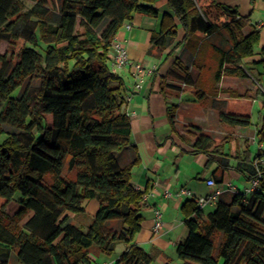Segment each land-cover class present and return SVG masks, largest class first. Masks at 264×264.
Instances as JSON below:
<instances>
[{"label":"trees","instance_id":"16d2710c","mask_svg":"<svg viewBox=\"0 0 264 264\" xmlns=\"http://www.w3.org/2000/svg\"><path fill=\"white\" fill-rule=\"evenodd\" d=\"M59 2L52 8L49 0H0V44L8 45L0 53V135H5L0 143V264H9L13 251L20 264H95L93 247L112 255L118 244L125 249L115 264H152L155 255L135 241L148 204V190L131 183L139 159L122 166L116 156L132 145V127L122 109L123 81L109 60L127 21L159 10L155 0ZM168 5L173 15L164 14L151 45L164 51L181 25L184 37L178 44L193 56L191 64L175 61L186 85H195L191 68H207L210 48L217 63L215 82L252 75L261 83L247 62L264 74V49H258V29L244 32L247 17L217 0H168ZM220 31L227 33L230 48L212 42ZM229 93L221 122L249 126L250 117L236 113L235 99L241 95ZM195 95L198 100L206 96L203 91ZM177 108L168 106L176 134ZM199 132L188 127L180 137L196 138L188 139L191 153H208L211 162L217 161L211 153L220 152V145ZM259 135L264 140V125ZM261 156L258 152L247 162L254 165ZM17 193L20 208L10 215L5 208ZM93 199L99 208L89 224L73 223L69 214H83L84 201ZM182 214L189 233L177 245L181 264H264V176L259 189L250 194L238 189L231 201L220 198L209 213L187 199Z\"/></svg>","mask_w":264,"mask_h":264},{"label":"crops","instance_id":"0c3cea01","mask_svg":"<svg viewBox=\"0 0 264 264\" xmlns=\"http://www.w3.org/2000/svg\"><path fill=\"white\" fill-rule=\"evenodd\" d=\"M59 1L49 0V5L55 8L59 6ZM217 1L237 10L238 17H247L248 25L244 32L258 29L260 31L258 49H264V0ZM153 5L159 10L157 15L134 14L116 36L126 44L131 63L114 72L123 81L122 109L128 113L132 127V145L125 147L116 156L122 166L128 165L136 158L139 159V163L133 169L131 183L135 188L147 189L150 192L148 204L142 211L144 217L142 228L136 234L135 241L155 255L152 264H181L177 257V245L189 233L184 222L182 205L187 199L192 198L186 195L177 196L176 192L185 187L196 196H207L215 190L214 186L207 184L211 177L223 187L229 181L242 191L249 187L251 180L247 177L252 174L255 167L247 162V158L254 159L258 152L264 154V140L261 141L259 135L264 125L262 108L264 74L263 69L256 65L253 74L261 78V83L252 75L246 78L222 76L219 82H215L214 70L217 63L212 57L210 60L214 61V66L208 63L207 68L201 71L196 68L190 69V78L195 85L188 83L184 87L183 78L180 77V71H177L175 64L177 58L185 64H191L193 59L191 51L183 44H178L184 37V30L178 25L177 38L164 51L160 52L153 48L151 45L153 32L161 29L166 12L173 15L168 0H155ZM175 21L178 24V20ZM127 25L131 27L128 28ZM7 47V43L2 42L0 53L5 52ZM259 57L260 55L255 56ZM134 62H140L144 68V81L138 90L132 89L135 82V68L132 65ZM258 89L262 93H259ZM226 90L239 92L241 95L235 99L239 103L236 113L249 116L251 119L249 126H231L221 122L220 112L225 108V101L230 98V93ZM195 91H203L206 96L198 100ZM129 95L131 100L127 99ZM172 104L178 105L175 119L178 134L172 131L168 120V106ZM255 109L260 117L258 122L252 118ZM193 126L199 127V133L210 136L220 145V152L211 153L217 157V161L211 162L208 153H191L193 148L188 139L194 142L196 138L188 136L183 140L180 137V134L186 133L188 127ZM221 162L227 166L224 167ZM165 190L171 191L173 195L166 196ZM226 191L230 190L221 193L217 201L227 193ZM216 203L206 204L202 209L206 213L212 212ZM83 205L85 212L81 216H75L73 213L69 216L73 223L76 220V224L86 227L81 220L89 223L96 214L99 202L85 200ZM155 207H160L163 213V226L159 232L153 230ZM19 208V204L8 203L5 209L7 213L13 215ZM118 247H121L119 252ZM124 249L123 244H118L116 251L112 255H107L95 247L91 249L90 255L95 264H115ZM9 264H20L14 251L11 253Z\"/></svg>","mask_w":264,"mask_h":264},{"label":"built area","instance_id":"2783aa9c","mask_svg":"<svg viewBox=\"0 0 264 264\" xmlns=\"http://www.w3.org/2000/svg\"><path fill=\"white\" fill-rule=\"evenodd\" d=\"M264 23V19H263ZM128 28H130V25H127ZM112 51H111V62H110V68L114 72L120 68L125 67L129 63V58H128V52H127V46L124 42L121 40L115 38L113 43H112ZM135 68V82L132 85L133 90H138L141 88L142 83L144 81L143 75H144V68L140 62H134L132 64ZM152 72V71H151ZM183 86H186V83L183 82ZM128 100H131V95L127 96ZM128 115V113H126ZM255 166V176L252 178L249 187L246 188L245 192L250 194L254 192L255 190L259 189L261 186V181L264 176V154L262 157L257 159L254 162ZM207 184L209 186H214L215 190L211 194L207 196H196L190 189L182 187L176 192L177 196H189L193 200H195L200 208H203L206 204H214L216 203L218 197L220 196L221 193H223L225 190H230L233 192H237L238 188L232 183V182H227L225 187L220 186L217 181L214 178H209L207 180ZM226 188V189H225ZM139 189V188H138ZM165 195L166 196H171L173 195L171 191L165 190ZM150 196V192H146L144 195V199L147 201ZM154 226L153 230L154 232H159L160 229L163 226V213L160 207H155L154 208Z\"/></svg>","mask_w":264,"mask_h":264},{"label":"rangeland","instance_id":"374dc122","mask_svg":"<svg viewBox=\"0 0 264 264\" xmlns=\"http://www.w3.org/2000/svg\"><path fill=\"white\" fill-rule=\"evenodd\" d=\"M56 8V7H55ZM212 42L214 43V44H217V45H219V46H223V47H225V48H230L231 47V42H230V40L228 39V35H227V33L225 32V31H220V32H218V34L217 35H213L212 36ZM212 52H213V50H212V48H210L209 49V54H208V63H211L212 64V66H214L215 64H214V61L213 60H210L211 58H212ZM211 56V57H210ZM246 61H248V60H246ZM248 64H249V66H250V68H251V70L253 71V72H255V70H256V68L254 67V65H251L249 62H247ZM255 74V73H254ZM18 91V90H17ZM16 91V93H18ZM15 93V94H16ZM253 121H255V122H258V121H260V117H259V115H258V112H257V110L255 109V111H254V113H253ZM5 138V135H0V143L3 141V139ZM227 193L225 194V195H223L222 196V198H224V199H226V200H228V201H231V199L233 198V196H234V192H230V191H226ZM20 197H21V194L20 193H17V195L15 196V199L14 200H12L11 202H10V205H14V204H18V202H19V199H20ZM93 200H96V199H93ZM2 202V201H1ZM96 202H98L97 200H96ZM98 208H99V206H98ZM98 208L96 209V212H97V210H98ZM206 210L208 211V209L206 208ZM78 216H81V215H78ZM78 218V217H77ZM80 218V217H79ZM83 223H85L86 225H88L89 223H88V221H86V220H81ZM75 222H76V220H75ZM74 222V223H75ZM90 222V221H89ZM88 223V224H87ZM93 248H95V247H93ZM121 250V247H118L117 248V252H119ZM93 251H95V249H93Z\"/></svg>","mask_w":264,"mask_h":264}]
</instances>
